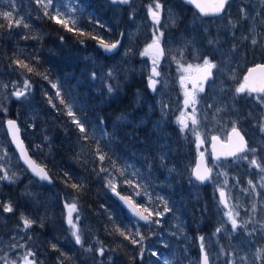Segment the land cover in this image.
<instances>
[{
  "label": "rangeland",
  "instance_id": "obj_1",
  "mask_svg": "<svg viewBox=\"0 0 264 264\" xmlns=\"http://www.w3.org/2000/svg\"><path fill=\"white\" fill-rule=\"evenodd\" d=\"M2 1L10 2L12 0ZM151 2L152 0H133L123 8L122 13H126L129 21L127 20L126 26L116 33V38L122 39V45L117 56L112 59L110 70H114L115 79L113 80L116 83H122L124 80H119L122 75L123 79L130 82L129 86L134 87L133 96H137L138 99H142L141 92L136 89L138 86H143L147 91L153 92L151 101L145 105L147 107L145 113L150 121L148 129L149 132H154L162 143L166 142L157 152L158 164H161L166 180L171 175H175L182 185L185 184L186 194L191 196L195 207H199L198 214H195V220H197L195 227L207 224V230L200 232L199 235L206 237L212 254L219 253L221 246L228 254L220 255L215 264H226L227 259H231L233 264H261L264 253V230L251 233L252 225L249 224L247 229L240 227L236 232H232L231 224L224 213L232 211L235 214L238 211L240 217L247 219L245 213L255 203L257 206L256 219L264 224V188L260 187L261 175L264 174H258L257 169L250 168L249 162L242 159H237L230 164L226 161L211 160L209 142L212 136H218L225 140L226 133L230 130L232 123L227 114L232 110L233 104H227L225 93L220 94V88L216 82L236 83V89L241 83H244V64L246 63L249 67L255 60L264 58V2L262 0H232L226 14L222 13L218 17L207 20L200 17L194 9L184 5L180 0H162L165 8L161 14L159 25L162 33L159 48L155 46L148 48V45L152 43L154 31L152 21L147 14V6ZM54 7L55 12L52 9L49 11L52 14L58 13L60 18L65 19L71 27H79L85 18H92L94 24L96 22V17L90 16L92 14L86 11L81 0H55ZM113 8L120 9L117 5ZM190 13H195L197 17L194 15V18H191ZM130 16L133 18L130 19ZM180 28L184 29L180 31ZM253 34L254 39L257 40L256 46L251 44ZM100 36L109 38V40L105 39L106 42L117 40L111 35L106 37L100 34ZM217 38L218 43L208 44L209 39ZM227 43L231 45L232 55ZM145 49L148 50V54L142 56L141 53ZM205 56L209 57L212 63H214L213 59L217 57L221 62L226 61L228 66L232 63L233 67L230 70H227L225 66L218 71L215 68L212 69L211 78L204 82V91L199 92L193 90L192 84L193 82L198 83L203 75L197 66H203ZM153 58L158 61V71L160 72L155 91L150 90L146 78ZM86 59L91 63L92 73L104 68L94 50L88 52ZM125 61L127 63L123 65L122 63ZM188 65H192L191 69L188 68ZM239 66L243 68L242 73L238 71ZM226 71L229 73L225 76L223 74ZM17 73L9 81L3 80V76L0 75V104L7 106V115L0 113V121L6 122L7 119H11V111L17 112L19 115L22 114L23 121L16 120L21 129V135L23 137L27 133L32 138L31 118L36 111L33 105V95L29 102L24 104L7 96V93L13 90V82L21 85L18 90H23L22 82L24 79H28L21 70H17ZM106 75L99 71V75L92 76L99 88L105 82L103 78ZM181 76L186 78L184 82L186 87L178 82ZM135 77L140 79L138 85H133ZM4 85L8 87L5 88ZM186 93L190 95L186 97ZM191 95L195 96L196 103L186 107L184 101L186 98L190 99ZM241 95L243 96V94ZM245 96H247L246 114L248 118H251L244 127L248 133V139L251 141L249 147L257 148L255 155L264 166V133L259 130L261 123H264V106L254 99L255 95L245 93ZM144 104L142 102V105ZM180 121L188 125L183 133L180 131L182 127ZM23 123L24 125H21ZM4 124H0V175L6 172L17 179L12 184L0 182V202L11 200L16 205L12 195L27 197L32 201V207L39 206L43 212L38 210L27 212L19 210L18 207L13 213L0 211V251L7 253L12 259H17V264H24L19 257L25 254L27 246L24 249L13 250L10 245L17 241L27 245V242L19 240V237L31 235L30 243L36 252L37 261L40 264H57L58 258L55 257V254L49 262V255L42 252V249L38 250L39 245L35 239L34 225L27 230L26 234L22 231V221L17 213L19 210L29 217L40 216L41 219L49 221L51 225L50 249L56 252L51 245H57V248L64 254L59 256L62 259V264H98L101 258L96 256V249L101 243L103 246L105 244L99 239L94 227L85 222L77 206L80 214L77 229L82 233L84 248L91 246L93 249L91 253H88L80 246L75 245L74 238L65 222L67 210L64 207V201L66 198L71 200V197L54 186L48 187L37 182L28 175L10 145ZM34 145H39V143H34ZM33 150L35 151V147ZM201 153L205 156L212 175V180L208 181L205 186H201L194 179L189 178L193 171L195 158ZM162 156L164 157L163 164L161 163ZM123 164L128 166V169L120 171L119 175L123 178L111 168H106V172L102 171L105 189L109 194L113 190L125 189L130 194L127 197L145 214L153 213L150 220L158 219L154 212L162 211L164 204L157 198L165 197V194L157 188L156 181L154 182L152 177L146 176L134 162L126 161ZM239 174L244 176L242 181L239 179ZM129 180L132 182L131 185L127 183ZM249 180L256 186L254 190L248 184ZM167 182L166 190H171L173 184L169 180ZM221 190L225 191L227 207H223L220 203L218 193ZM25 191L33 193L35 201L27 195H22ZM138 192L141 194L137 195ZM170 205L173 212L162 218L161 225H148L143 229L137 224L138 221L133 219L136 222L134 227L136 232H139L141 236L148 234L151 236V241L155 239L154 251L159 253V258L156 259L160 264H165V261L167 264H174V251L181 245V241L185 239L188 242L190 240V237L186 235L184 217L175 204ZM204 207L207 208L206 213L201 212ZM14 214L15 216H12ZM75 216L76 213H73V218ZM239 219L237 217L238 221ZM217 227H221L223 230L219 235H214ZM41 231L44 233L46 228L41 227ZM173 232L177 235H172ZM13 236H15V240ZM136 238L139 239L140 236H136ZM105 247L107 248V246ZM188 248L185 244L182 252L184 264H197L196 260L195 262L191 261V251ZM149 252L147 249V253ZM105 257L107 259L106 262L103 261L104 264H109L108 257L113 258V255L108 250Z\"/></svg>",
  "mask_w": 264,
  "mask_h": 264
},
{
  "label": "trees",
  "instance_id": "obj_2",
  "mask_svg": "<svg viewBox=\"0 0 264 264\" xmlns=\"http://www.w3.org/2000/svg\"><path fill=\"white\" fill-rule=\"evenodd\" d=\"M81 1L86 11L92 14L90 16H95L96 21L111 29L110 32L94 24L92 18H85L79 27H74L84 31L85 35L80 36L66 31L61 25L45 17L43 9L35 0H0V14L11 11L13 21L20 19L22 23L29 25L27 29L12 27L9 30L8 20L0 15V25H3L0 27V75L3 80L9 81L18 74L17 70H21L33 83V105L36 111L31 118L33 137L27 133L23 135L26 147L34 160L52 176L51 186L74 198L82 218L94 227L99 239L112 253V264H160L157 257L147 253V249L154 251L155 248V239L151 241L148 234L143 235L146 250L144 259L139 258L140 245H132L130 242L136 233V222L105 189L102 169L111 168L120 176L121 170L128 169V166L123 164L126 161L134 162L146 176L152 177L157 183V188L165 194L168 203L175 204L184 217L186 235L190 240L181 241V245L174 251V264H184L182 252L185 244L191 251V261L196 260L198 264L197 237L200 232L207 230V224L195 227V214H198L199 207H195L191 196L186 194L185 184L182 185L175 175L168 179L173 188L166 190L168 180L164 178L161 164H158L157 160V152L166 142L162 143L154 132H149L150 121L145 113V105L151 101L152 95L145 87L138 86L136 89L141 92L142 99L134 97V87L129 86L130 82L123 79L122 75L119 79L124 80L122 83L112 81L116 87L111 93L107 91V81L99 88L92 79L91 63L86 59L88 52L94 50L104 65L95 75H99V71L107 74L112 68V59L117 54L106 57L99 53L95 46L98 40L91 39L90 35H111L117 39L116 33L126 26L129 19L126 13H122L123 8L115 10L107 0ZM26 34L31 38L22 39ZM60 37H63V40ZM35 56L39 59H34ZM16 60L23 61L33 71L29 73L27 68L17 65ZM126 63L127 61L122 64ZM45 76L48 79H45ZM134 79L133 85H138L140 79ZM52 83H57L58 88L53 89ZM57 90H61L62 96L66 98L63 105L59 103L61 97L55 96ZM48 98L56 105L55 109L49 105ZM142 102L145 104L142 105ZM68 111L75 112L76 118L86 126L88 139L82 138V134L72 123L73 117L67 115ZM22 116L17 112L10 113L11 119L20 122ZM45 134L49 137L48 141L44 140ZM37 142L42 151L33 150L34 143ZM101 155L105 157L103 161L100 160ZM65 173L68 174L67 177ZM243 177L239 174L240 181ZM71 183H77L78 187L71 188ZM119 192L125 196L130 195L122 188ZM12 198L19 210L43 212L39 206L32 207V201L27 197L12 195ZM19 210L18 217L21 213ZM42 221L46 231L43 233L41 227L34 225V235L39 245L38 250L46 252L50 262L53 254L59 258L61 251L59 248L56 252L50 249L51 225L48 220ZM137 224L143 229L148 226L139 222ZM125 229L129 239L119 235V231ZM106 259L107 257H104L103 261L106 262ZM261 264H264V253Z\"/></svg>",
  "mask_w": 264,
  "mask_h": 264
},
{
  "label": "snow or ice",
  "instance_id": "obj_3",
  "mask_svg": "<svg viewBox=\"0 0 264 264\" xmlns=\"http://www.w3.org/2000/svg\"><path fill=\"white\" fill-rule=\"evenodd\" d=\"M131 2H132V0H109V3L112 5H129ZM185 2L190 4V5H193L195 7V9H197L200 14H203V15L209 14L205 11V7L203 6V0H185ZM262 2H264V0H262ZM35 3L43 9L45 17H48L51 20H53L56 24L61 25V27L65 28L66 31L73 32L74 34H78L80 36L85 35L83 30L69 26L65 20L60 18V15L58 13L52 14V12L49 11V9H52L53 12H55V7H54L55 0H35ZM230 4H231V0H215L214 8H213L211 14L215 15V16H219L222 13L226 14L227 9L230 6ZM164 8H165V5L162 2V0H152V2L147 6V14H148L149 18L151 19L152 25L154 28L153 40H152V43L148 45V48H152L153 46L159 48V40L162 36V33L160 32L159 25H160L161 14L163 13ZM0 15H2L5 19L8 20L9 30L12 27H23L25 29H27L29 27V25L27 23H22V21L20 19H16L15 21H13L12 20L13 13L11 11L3 12ZM129 18L132 19L133 17L130 16ZM229 23H231V21H229ZM95 24L98 25L100 28H104L106 31H109V32L111 31V29L107 28L106 25L100 23L99 21H96ZM0 27H3V25H0ZM21 38L22 39H29L31 37L26 34L25 36H23ZM90 38L94 39V40H98V44H97L98 47H100L101 49H103L105 52H108V53L112 52L113 50H115L121 46V40H116L115 42L109 43V42H106L105 38H103L102 36L97 35L95 33L91 34ZM60 39L63 40V37H60ZM79 42L82 44L84 43V41H79ZM218 42H219L218 38L208 40L209 45H214ZM251 44L253 46H256L257 40L253 39L251 41ZM234 47H235V45H234ZM147 54H148L147 49H145V51L143 53H141L142 56L147 55ZM34 59L38 60L39 57L35 56ZM15 63L17 65H21L22 67L27 68L29 73H31L33 71V69L31 67H29L27 64H24L23 61H21V60H16ZM191 67H192V65H188L189 69H191ZM197 68H198V70L202 71L203 75H202V77L198 83L193 82L192 88H193V90L203 92L204 91V87H203L204 82H206L208 79L211 78L212 69L216 68V64L212 63L211 60L209 59V57L205 56L203 58V66L202 67L197 66ZM257 69L264 70V64L256 65L254 68H250L248 70L249 75L256 72ZM92 75H93V77H95V73H93ZM159 76H160V72L158 71V61L155 58H153L152 59V66H151L150 71L146 77L150 90H152V91L156 90V85L159 82L157 78ZM44 78L48 79L47 76H45ZM103 79L105 81H107V91L109 93H111L114 90V88L116 87V85H114L112 83V80L115 79L114 70L108 71L107 75ZM185 79L186 78L184 76L180 77V81H181L182 86L186 87V85L184 83ZM248 79H249L248 76L244 77L245 83H241L239 85V87H237L235 89V95L238 96L240 94H245V93H247L248 95H251L252 93H256L257 95L254 97V99L258 103H260L262 106H264V84H261L260 86L249 85L247 83ZM4 87L7 88L8 86L4 85ZM20 87H21V85L19 83L13 82V90L10 93H7V96L15 99L16 101H18L22 104L28 103L29 99L32 95L33 83L30 81V79H24L22 82L23 90H18V89H20ZM51 87L53 89H57L58 85H57V83H52ZM45 95L47 96V93ZM189 95H190L189 93H186V97H188ZM55 96L61 97V99L59 101V103L61 105L65 104L66 98H65V96H62L61 90H57L55 92ZM233 98H235V97H233ZM48 103L54 109L56 108V105L52 103L51 98H48ZM195 103H196V100H195L194 95H191L190 99L186 98L184 101V104L186 107L189 104L194 105ZM193 110L195 111V109H193ZM58 111H62V110H58ZM0 113H3L5 116L7 115V106L6 105L0 104ZM67 115L70 117H73L72 123L74 125H76L79 133L82 134V138L85 140L88 139V129L81 122V120L79 118H76V113L73 111H68ZM4 123H5L4 121H0V124H4ZM193 123H195V121H193ZM6 124L8 126L6 131L13 130V129L15 130L12 132L13 138L15 139V134H16V132L19 131V129L17 127V121L13 120V119H7ZM180 124L182 125V127L180 128V131H181V133H183L184 130L187 129L188 125L185 124L183 121H180ZM259 130H260V132L264 133V123H261ZM231 133L234 134L238 138V143L236 144V146L232 150H230L226 153H220V154L216 153L215 142L218 140V137H216V136L211 137V142H213L212 143L213 159L218 161L220 159L221 155H223L225 157L232 156V157H235L238 159L248 161L250 168L254 167L255 169L258 170V174H264V166L261 165L258 157L255 155L257 153V148L249 147L248 142L245 141L244 136L240 135V132L235 127V124H233V127L231 129ZM44 140L45 141L49 140V137L47 136V134H45ZM198 147H199V145H198ZM35 150L42 151L41 145H36ZM22 155H23V153H22ZM202 155H203V153H201V156ZM104 158L105 157L103 155L100 156L101 161H103ZM24 162L27 165L28 169L31 170L34 177L37 178L39 182H47V183L53 182L52 176H50L47 172H45L44 168L37 169L36 167H33L32 162L30 160H25ZM161 163L162 164L164 163V157L163 156L161 157ZM198 169H199V165H197V170H195L189 176V178L194 179L195 182L200 183V184L206 183V182L212 180L211 169L207 170V174L201 173ZM102 171L106 172L107 170L102 169ZM64 175L66 177L68 176L67 173H65ZM16 179L17 178L15 176H10L6 172L4 174L0 175V182H7V183L12 184V183L16 182ZM127 183L129 185H131L132 182L129 180V181H127ZM248 184L253 188V190L255 189L256 186L253 185V182L251 180L248 181ZM70 186H71V188L75 189L78 187V184L77 183H71ZM260 187L264 188V175H261ZM245 191H247V189H245ZM140 194L141 193H139V192L137 193V195H140ZM22 195H27L35 201V195L33 193L25 191L24 193H22ZM219 195L221 198V202H223L224 192L221 190ZM119 199H121L122 201H125V202L127 201V197H119ZM157 199L159 201L163 202V204H164L163 209H162V211L156 210L154 212V215L156 217H158V219H155V220L149 219V217L152 216L153 213H149L148 216L139 215V219L144 221L145 224H149V225H153V226L161 225L162 224V218L166 214L173 212V208L168 203L166 197L160 196ZM64 207L67 210L65 222L68 226V230H69L71 236L74 238L75 245L80 246L85 252L91 253L93 251L92 247L89 246L88 248H84V240L82 238V233L79 231V229H77V224L80 221V214L77 210V203L74 202V198H71V200L66 198L64 201ZM225 207H227L226 204H225ZM16 208H17V205H15L11 200H8L7 202H0V211H2L3 213H13L16 210ZM201 212L206 213L207 208L206 207L202 208ZM256 212H257V206L255 203H253L245 213V215L248 217L247 219H245L244 217H240V213L238 211L235 212V214H233L232 211H228V212H225L224 215L227 217L228 222H230V224H231V231L232 232H236L237 229L240 227L247 229V226L250 224V225H252L251 233H255L258 230H264V224L260 223V221H258L256 219ZM73 213H76L75 218H73ZM237 217L240 218L239 221L237 220ZM20 219L22 221V226H23L22 231H24L25 234L27 233V230H29L33 227V225H36L38 227L44 226L43 221H42L40 216H36L33 218V217H29L25 213L21 212L20 213ZM222 230L223 229L221 227H217L215 229L214 235H219L222 232ZM126 231H127V229H125L124 231H119V235L123 236L125 239H129L130 236H129V234H126ZM172 235H177V233L173 232ZM135 236H140V239L137 240L135 238ZM15 239L16 238L14 237V240ZM19 240L26 241L27 245H26V243H20L18 241L14 242L12 245H10V248L13 250L24 249L27 246V250H26L25 254L23 256L19 257V259L23 260L24 264H40V262L37 261V259H36V252L34 250V247L30 243L32 241V236L31 235L20 236ZM197 240H198V246L200 248V253H201V260L198 262V264H215L216 260L220 258V255H228L224 252L223 246H221L219 253H217L216 255H213L208 244H207V242H206V237L203 235H199L197 237ZM143 241H144V237L141 236L139 232H136L130 240L132 245H138V244L140 245L138 254H139V258L141 260L144 259L145 251H146L145 246L143 245ZM165 246H167V245H165ZM51 247L53 248V250H58L56 244H52ZM106 251H108V249L105 246H103L102 243L96 249V255L99 258H101L98 261V264H104L103 258L105 257ZM149 254L153 257L159 258V253L157 251H150ZM63 255L64 254L61 253V256H63ZM29 257H31V259H29ZM108 261H109V264H112V258L111 257H108ZM0 264H17V259H12L9 257V255L7 253L0 251ZM57 264H62L61 258L57 259ZM165 264H167V261H165ZM226 264H233V261L231 259H227Z\"/></svg>",
  "mask_w": 264,
  "mask_h": 264
},
{
  "label": "water",
  "instance_id": "obj_4",
  "mask_svg": "<svg viewBox=\"0 0 264 264\" xmlns=\"http://www.w3.org/2000/svg\"><path fill=\"white\" fill-rule=\"evenodd\" d=\"M109 1V0H108ZM232 1V0H231ZM181 2H183L185 5L193 8L194 10L197 11V13L203 17V18H215V17H218V16H215V15H212V10L214 8V2L215 0H203V6L205 7V11L207 13H209L208 15H203V14H200L198 12L197 9H195V7L193 5H190L188 3L185 2V0H181ZM121 6H126V5H121ZM220 16V15H219ZM121 40V39H119ZM98 42H96L95 46L96 48L98 49V51L106 56V57H110L112 55H115L118 53L119 48L113 50L112 52L108 53V52H105L103 49H101L100 47H98ZM255 67V66H254ZM252 67V68H254ZM247 76L249 77L247 83L249 85H255V86H260L261 84H264V70H260V69H257L256 72L252 73L251 75H249V71L247 72ZM15 120V119H13ZM5 126V130L8 128L6 122L4 124ZM17 127L19 129L18 132H16L15 134V139L13 138V134L12 132L15 131L14 129L13 130H8L6 131L7 133V137H8V140L10 142V145L11 147L13 148V150L15 151L19 161H20V164L24 167V169L27 171L28 175L30 177H32L33 179H35L37 182L38 179L34 177L33 173L31 172V170L28 169L27 165L25 164V160H30L32 162V165L33 167H36L37 169L39 168H44L42 167L41 165H39L34 159L33 157L31 156L28 148L26 147V144L22 138V135H21V129L17 123ZM238 130V129H237ZM239 131V130H238ZM240 132V131H239ZM240 135L241 132H240ZM243 136V135H242ZM245 139V138H244ZM246 141V140H245ZM212 143L211 142V139H210V153H211V156L213 158V155H212ZM238 143V138L231 133V131L229 132L228 136H227V140L226 141H222L221 139L218 138V140L215 142V145H216V153L217 154H220V153H226L230 150H232L236 144ZM23 153V155H22ZM234 157L232 156H223L221 155L220 156V159L219 160H230ZM197 165H199V171L201 173H204V174H207V170L209 169L207 164H206V160L203 156L199 155L196 159H195V165H194V169H193V172L195 170H197ZM45 172L46 169L44 168ZM48 173V172H47ZM49 174V173H48ZM41 184H45L47 186H51L53 184L52 183H47V182H39ZM207 183V182H206ZM206 183H202L201 185H206ZM200 184V183H199ZM223 191V190H222ZM224 192V197H223V202H221V198H220V192L218 194L219 196V199H220V202L221 204L225 207V204L227 205V202L225 200V191ZM111 195L112 197L117 201V203L124 209L126 210V212L133 218H136L141 224L143 225H146L144 221L140 220L139 219V215H143V216H148L146 215L145 213L142 212V210L130 199L127 197V201H122L121 199H119V197H126L124 196L123 194H121L120 192H118L117 190H113L111 192ZM138 214V215H137ZM150 219V218H149ZM201 260V253H200V248H199V261Z\"/></svg>",
  "mask_w": 264,
  "mask_h": 264
},
{
  "label": "flooded vegetation",
  "instance_id": "obj_5",
  "mask_svg": "<svg viewBox=\"0 0 264 264\" xmlns=\"http://www.w3.org/2000/svg\"><path fill=\"white\" fill-rule=\"evenodd\" d=\"M195 13H197V12L195 11ZM195 13H190L191 18L192 17L194 18V15L196 16ZM185 26H186V23L184 25V28H185ZM184 28H180L179 30L182 31ZM164 30H166V29H164ZM172 30H173V28H172ZM251 39H254V34H253ZM185 47H186V45H185ZM227 47H228V49H229V51H230V53L232 55L231 45L227 43ZM260 53H263V52H260ZM211 56H213L212 53H211ZM213 61L216 64V68H215L216 71L220 70L223 66H225V68L227 70H230V68L233 67L232 63H230V66H228L226 61H222L221 62L220 59L217 58V57L214 58ZM260 64H264V58L255 60L249 67H247V65L245 63L244 64L245 66L243 67L244 68V77L247 76V72H248V70L250 68H252V67H254L256 65H260ZM243 68H241L239 66L238 67V71L240 73H242L243 72ZM228 73L229 72L226 71L223 75L226 76V75H228ZM178 82L181 83L180 78H179ZM244 83H245V81H244ZM216 84L220 88V94L225 93L224 97H225V101L227 102V104L228 105H230L231 103L233 104L232 110L230 111L229 114H227V117L230 119L229 121L232 122V123L230 124V126H231L230 130L226 133L225 137L227 138L229 132L231 131V129L233 127V124H235V127L243 134V136L245 137V139H246V141L248 142V145H249V143H251V141L248 139V133H247L246 129L244 128L246 126L245 124L249 123L250 119H251V118H248V116L246 114L245 102L247 100V96H245V94H243V96L241 94L238 95V96L235 95V92H233V90L235 89L236 83H231L230 81H228L225 84H222V83H219V82H216ZM149 92L152 95L153 92L152 93H151V91H149ZM251 95H255L256 96L257 94L256 93H252ZM233 97H235V98H233ZM256 117L258 118V116H256ZM216 137H218V136H216ZM225 140L223 139V141H225ZM210 159H211V157H210ZM237 159L238 158H233L231 160H226V162L230 164L232 162H235Z\"/></svg>",
  "mask_w": 264,
  "mask_h": 264
}]
</instances>
